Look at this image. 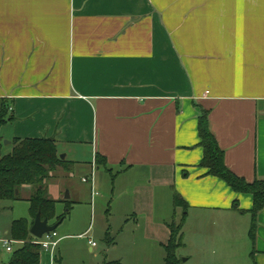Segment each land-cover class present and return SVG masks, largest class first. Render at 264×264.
Instances as JSON below:
<instances>
[{
  "label": "crops",
  "instance_id": "1",
  "mask_svg": "<svg viewBox=\"0 0 264 264\" xmlns=\"http://www.w3.org/2000/svg\"><path fill=\"white\" fill-rule=\"evenodd\" d=\"M2 101L5 152L15 137H52L70 164L47 195L78 203L89 191L92 203L100 187L107 229L132 234L123 252L137 264H165L178 210L181 263L264 264V205L252 241V196L205 173L198 134L208 110L226 166L264 179V0H0ZM33 190L18 199L29 205ZM58 240L46 264L61 263ZM22 243L0 242V264Z\"/></svg>",
  "mask_w": 264,
  "mask_h": 264
},
{
  "label": "trees",
  "instance_id": "2",
  "mask_svg": "<svg viewBox=\"0 0 264 264\" xmlns=\"http://www.w3.org/2000/svg\"><path fill=\"white\" fill-rule=\"evenodd\" d=\"M5 114L2 101L0 126L7 120ZM198 134L199 144L203 148L200 166L205 168V173L223 179L235 192L249 193L252 196V206L249 209L252 215L249 237L253 241L256 227L255 216L264 205V179L247 181L226 166L224 150L218 145L209 128L208 110L201 109L198 117ZM10 145V151L5 152L4 144L0 139V200L18 199V190L24 185H31L34 190L28 198L31 220L21 217L13 220L10 225L9 237L13 240H21L23 243L13 251L8 264H39L41 246L34 241L29 228L37 212L42 219L46 218L48 221L55 219V222H61L65 217V213L56 214V200L47 195L45 180L58 166H67L70 163L59 157L52 137H15ZM96 159L101 163L104 158L97 155ZM65 202V206L69 209L71 201ZM173 204L174 207L186 208L185 200L177 192L173 193ZM233 207L237 208L236 200ZM183 218L184 214L177 222L170 224V236L164 244L165 264L181 263V259L177 256V249L182 245Z\"/></svg>",
  "mask_w": 264,
  "mask_h": 264
},
{
  "label": "rangeland",
  "instance_id": "3",
  "mask_svg": "<svg viewBox=\"0 0 264 264\" xmlns=\"http://www.w3.org/2000/svg\"><path fill=\"white\" fill-rule=\"evenodd\" d=\"M6 117V114H5ZM4 142V140H3ZM5 151V150H4ZM101 169L99 173H101ZM72 180L77 184H86L81 181V176L75 174ZM62 180L58 178L51 179L48 182V191L51 196L56 195ZM67 189L63 191L66 195ZM61 191V189H60ZM93 202L90 203L89 191L84 192L85 198H81V202H71L69 209L61 200H57L55 204V212L57 215L65 213V217L55 228L58 238V245L56 247V257L60 259V264H105L113 259H117L118 264H137V260L132 256H126L123 252L127 244L131 241L132 234L122 236L116 228H109V224L114 221L109 220L110 205L105 198L104 192L100 187L94 189ZM93 191V192H94ZM48 194V193H47ZM88 196V198L86 197ZM73 201V197L66 198ZM67 210V211H66ZM181 216V210H178ZM29 205L26 200H0V232L5 235L9 233L10 225L13 219L21 217H28ZM178 220V219H177ZM55 219L50 220L49 223H54ZM114 225V224H113ZM106 232L110 235L106 236ZM127 239L129 241H127ZM88 240L94 241L95 245H91ZM115 242V247L108 250V242ZM114 244V243H113ZM52 248V246L50 247ZM91 248V249H90ZM46 249H41L40 259L41 264H46L45 256ZM185 249H178L177 256L184 260L182 252ZM163 252V251H162ZM114 264V263H113ZM183 264V263H180Z\"/></svg>",
  "mask_w": 264,
  "mask_h": 264
},
{
  "label": "built area",
  "instance_id": "4",
  "mask_svg": "<svg viewBox=\"0 0 264 264\" xmlns=\"http://www.w3.org/2000/svg\"><path fill=\"white\" fill-rule=\"evenodd\" d=\"M56 235H57V233H56V231L54 229L52 231L44 233L39 238L34 237V241L41 246V249H48L51 246L53 247V246L56 245V243H57ZM0 242L6 248V250L12 251L13 239H11L10 237H8L6 235H2L1 232H0ZM89 242L91 243L92 246L95 245L94 241L89 240Z\"/></svg>",
  "mask_w": 264,
  "mask_h": 264
},
{
  "label": "water",
  "instance_id": "5",
  "mask_svg": "<svg viewBox=\"0 0 264 264\" xmlns=\"http://www.w3.org/2000/svg\"><path fill=\"white\" fill-rule=\"evenodd\" d=\"M60 158H64V155L60 154ZM67 196H68V194H67ZM59 223H60V221L54 222V223H48V220L46 218L42 219L40 216V213L37 212L35 214V217H34L32 224L29 228V233L32 236L39 238L44 233H47L49 231L54 230Z\"/></svg>",
  "mask_w": 264,
  "mask_h": 264
}]
</instances>
